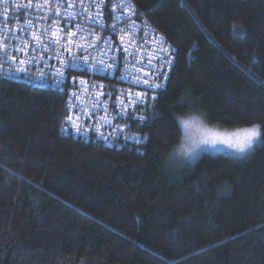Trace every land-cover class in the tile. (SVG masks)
<instances>
[{
  "label": "trees",
  "instance_id": "obj_1",
  "mask_svg": "<svg viewBox=\"0 0 264 264\" xmlns=\"http://www.w3.org/2000/svg\"><path fill=\"white\" fill-rule=\"evenodd\" d=\"M133 1L175 54L143 142L67 134L65 93L0 75V264H264V145L168 163L177 116L264 120V0Z\"/></svg>",
  "mask_w": 264,
  "mask_h": 264
},
{
  "label": "built area",
  "instance_id": "obj_2",
  "mask_svg": "<svg viewBox=\"0 0 264 264\" xmlns=\"http://www.w3.org/2000/svg\"><path fill=\"white\" fill-rule=\"evenodd\" d=\"M38 3L43 7L37 8ZM49 28L63 31L51 37ZM69 32H77L71 38L75 47L69 45ZM161 37L165 38L133 0H104L102 7L94 6L93 0H64L61 4L56 0L48 4L43 0H32L31 4L28 0H4L0 3V75L65 93L66 117L72 115L73 121L69 124L65 120L64 131L119 148L125 142L145 140L137 139L144 136L132 127V119L143 116L137 111L153 95L143 79L155 75L161 64V71L170 78L173 66L169 69L165 61H175V54L167 39L162 43ZM79 45H84L83 49ZM170 46V53L158 55L159 50ZM149 59H153L151 66ZM74 61L78 66L70 68ZM101 61L112 65L111 69L96 72L94 66H103ZM168 80L161 76L151 82H165L167 86ZM136 93L145 95L140 98Z\"/></svg>",
  "mask_w": 264,
  "mask_h": 264
},
{
  "label": "snow or ice",
  "instance_id": "obj_3",
  "mask_svg": "<svg viewBox=\"0 0 264 264\" xmlns=\"http://www.w3.org/2000/svg\"><path fill=\"white\" fill-rule=\"evenodd\" d=\"M4 2V0H0V3ZM29 4L32 3V0H28ZM64 0H56V4L63 3ZM44 4L50 3V0H43ZM104 0H93V5H100L103 6ZM70 7L72 5H69ZM37 8L43 7L42 4H37ZM116 7V5H113ZM56 9H53L55 11ZM129 12L132 9H128ZM71 15V14H69ZM79 15V13H77ZM7 18V17H6ZM79 25H77V29L79 30ZM236 27L235 25L233 26ZM48 32L51 33V37L56 36V32H62L63 30L57 28L56 31H53L52 28L47 29ZM113 34L116 32V28H112ZM43 35V33H41ZM77 32H69L67 33V37L69 38V45L75 47V42L72 37H75ZM50 37V38H51ZM121 40L124 39L123 36L120 37ZM56 42H60L57 40ZM161 42L166 43V39L161 37ZM91 47V45H88ZM63 49V45H61ZM81 49H83L84 45H79ZM70 52V48L68 49ZM171 46L168 49H161L158 52L160 53H170ZM83 60H87V57L82 58ZM61 63H65L66 61H60ZM23 63V61H21ZM169 69L174 66V59L170 58L165 61ZM153 64V59L148 60V65L151 66ZM100 65H103V61L100 62ZM78 64L75 61L69 64V67H77ZM163 64L160 65V68L157 69L155 75L151 76L150 78L143 79V84L147 85L150 90H152L153 95L148 99L155 102L159 99V94L157 90H161L162 92H166V83L159 82V83H152L151 80H159L162 76L164 81L169 79V75L167 72L161 71L163 68ZM96 72H104L111 69L112 65H103V66H94ZM147 75V74H146ZM137 81L140 80V77L135 78ZM99 95H103V93H99ZM144 93H136L137 97L143 98ZM184 97H181L183 99ZM136 101H133L135 103ZM171 107V106H169ZM142 122L146 121L147 117H137ZM78 119V117H77ZM178 126L183 128L184 135L181 138V142L178 144L179 153L184 156L187 160H198L206 151H226L230 158L234 160H243L247 159L250 154L253 153L254 149L259 145H264V120H261L259 123H256L252 120H244L243 122L237 121L236 123H242V127L236 129L234 132H231L227 135L221 134L219 132H214L212 129L208 128L207 126H203L202 123L198 120V118H191V119H184L180 116L176 117ZM66 123H71L73 121V116L68 115L66 118ZM143 127V123L139 125ZM77 132H80V129L76 128ZM103 137V133H101ZM150 138V134H145L144 137H137V139H148Z\"/></svg>",
  "mask_w": 264,
  "mask_h": 264
},
{
  "label": "rangeland",
  "instance_id": "obj_4",
  "mask_svg": "<svg viewBox=\"0 0 264 264\" xmlns=\"http://www.w3.org/2000/svg\"><path fill=\"white\" fill-rule=\"evenodd\" d=\"M182 118H184V119L198 118V120L202 123L203 126H207L208 128L212 129L214 132H219V133L225 134V135H227V134H229L231 132H234L236 129L240 128V127H238V128H224V127H219L217 125H213V124L206 123L199 116H190V117H182ZM183 135H184V132H183V128H182V137H183ZM206 152L207 153H225V154H228L226 151H211V150H208ZM195 161L196 160L189 161V160L185 159L182 162H180V164H178V165H179V167H186L187 165H190V164L192 165L193 163H195Z\"/></svg>",
  "mask_w": 264,
  "mask_h": 264
},
{
  "label": "clouds",
  "instance_id": "obj_5",
  "mask_svg": "<svg viewBox=\"0 0 264 264\" xmlns=\"http://www.w3.org/2000/svg\"><path fill=\"white\" fill-rule=\"evenodd\" d=\"M186 158L179 153L178 146L173 147L168 153V163L178 165Z\"/></svg>",
  "mask_w": 264,
  "mask_h": 264
}]
</instances>
